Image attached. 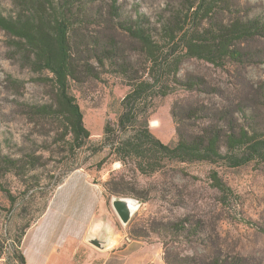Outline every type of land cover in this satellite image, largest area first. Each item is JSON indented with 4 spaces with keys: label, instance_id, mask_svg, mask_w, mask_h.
<instances>
[{
    "label": "rangeland",
    "instance_id": "obj_1",
    "mask_svg": "<svg viewBox=\"0 0 264 264\" xmlns=\"http://www.w3.org/2000/svg\"><path fill=\"white\" fill-rule=\"evenodd\" d=\"M110 2L96 0L91 5L104 14ZM183 3L185 0H118L123 18L143 13L152 22L160 15H170ZM230 6V10L220 9L219 21L246 16L264 20V0H233ZM12 10V0H0L1 12L9 14ZM110 24L89 25L80 31L86 38L97 35L98 30L116 34ZM120 42L138 61L137 44L123 33ZM240 47L249 55L242 63L228 62L219 68L200 60L184 62L182 74L197 76L201 83L193 91L178 88L156 100L150 128L157 137L175 144L179 128L198 130L214 123L222 111L233 112L238 103L249 105L248 109L255 104L263 115L264 36L245 41ZM105 71L100 80L86 78L73 89L91 132L88 146L73 154L58 124L36 112L35 107L53 99L50 75L26 66L0 29V149L12 157L31 153L40 162L35 170L24 174L10 171L0 178V264H20L17 256L22 253L23 238L49 205L53 209L49 222L63 206L77 207L81 215L87 207L101 206L99 189L88 186L85 175L102 188L123 175L135 184L140 198L127 196L138 200L128 223H123L113 208L112 201L118 196L105 195V214L113 219L115 236L121 243L136 237L150 245L152 255L160 253L184 264H210L217 257L225 264H232V260L264 264V163L232 168L222 163L174 162L151 176L134 173L130 166L112 159L101 163L106 151L92 154L90 145L101 142L106 121L116 119L120 101L128 91L121 77L109 68ZM190 111H196L197 118L189 116ZM214 171L231 188L233 194L227 202L220 200L221 193L212 184ZM184 218L190 220L188 227L200 222L202 232L172 235L166 225ZM58 219L70 220L64 212Z\"/></svg>",
    "mask_w": 264,
    "mask_h": 264
},
{
    "label": "trees",
    "instance_id": "obj_2",
    "mask_svg": "<svg viewBox=\"0 0 264 264\" xmlns=\"http://www.w3.org/2000/svg\"><path fill=\"white\" fill-rule=\"evenodd\" d=\"M12 1L9 14L0 11V29L8 35L26 66L50 75L47 78L53 99L35 107L36 112L58 124L73 154L86 148L91 137L73 89L86 78L100 80L109 68L124 80L128 91L120 101L116 119L106 121L101 142L90 145L92 154L106 151L101 163L112 159L143 176L154 175L174 162L222 163L232 168L264 163V113L259 115L255 104L248 109L249 105L238 103L233 112L222 111L214 123L199 126L198 130L179 128L175 144L163 142L150 128L158 98L178 88L193 91L201 83L197 76L182 74L186 60H200L219 68L228 62H244L249 55L240 44L264 36L263 18L246 16L219 21L220 9L230 10L233 0H185L184 6L170 15H160L155 22L143 13L136 18H123L118 0H111L104 14L91 5L96 0ZM106 23L112 24L116 34L98 30L97 35L86 38L80 31ZM122 33L137 44L138 61L125 51L120 42ZM189 116L197 118L196 111H190ZM39 164L34 154L12 157L0 149V178L10 171L27 173ZM210 178L221 193L220 200L227 202L233 194L231 188L216 171ZM104 191L108 198H140L126 175L106 182ZM189 222L184 218L166 227L172 235L202 232L200 222L188 227ZM1 254L0 249V258ZM17 257L20 264H26L23 253ZM164 260L167 264L185 263L166 256ZM225 263L217 257L210 264ZM232 264L239 261L232 260Z\"/></svg>",
    "mask_w": 264,
    "mask_h": 264
},
{
    "label": "crops",
    "instance_id": "obj_3",
    "mask_svg": "<svg viewBox=\"0 0 264 264\" xmlns=\"http://www.w3.org/2000/svg\"><path fill=\"white\" fill-rule=\"evenodd\" d=\"M85 177L88 186L99 189L101 206L87 207L82 215L77 207L63 206L49 222L47 218L53 210L49 205L23 238L21 249L26 264H167L160 253L152 255L148 243L138 238L128 239L125 243L117 239L115 223L109 213L105 214L104 188L90 183ZM63 212L70 220L58 219ZM36 229V234L30 236ZM93 238L103 241L104 247L93 245L90 242Z\"/></svg>",
    "mask_w": 264,
    "mask_h": 264
},
{
    "label": "water",
    "instance_id": "obj_4",
    "mask_svg": "<svg viewBox=\"0 0 264 264\" xmlns=\"http://www.w3.org/2000/svg\"><path fill=\"white\" fill-rule=\"evenodd\" d=\"M138 200L128 197H115L112 201L113 208L123 223H128L134 213V206H137ZM138 207V206H137ZM90 242L96 247H104L103 241L93 238Z\"/></svg>",
    "mask_w": 264,
    "mask_h": 264
},
{
    "label": "bare ground",
    "instance_id": "obj_5",
    "mask_svg": "<svg viewBox=\"0 0 264 264\" xmlns=\"http://www.w3.org/2000/svg\"><path fill=\"white\" fill-rule=\"evenodd\" d=\"M137 209V206H134V210H136Z\"/></svg>",
    "mask_w": 264,
    "mask_h": 264
}]
</instances>
